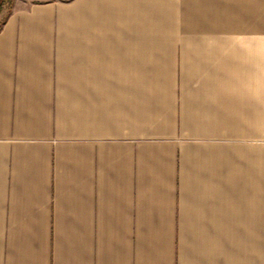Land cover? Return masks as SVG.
Returning a JSON list of instances; mask_svg holds the SVG:
<instances>
[{
	"label": "crops",
	"instance_id": "0c3cea01",
	"mask_svg": "<svg viewBox=\"0 0 264 264\" xmlns=\"http://www.w3.org/2000/svg\"><path fill=\"white\" fill-rule=\"evenodd\" d=\"M0 264H264V0H10Z\"/></svg>",
	"mask_w": 264,
	"mask_h": 264
},
{
	"label": "rangeland",
	"instance_id": "374dc122",
	"mask_svg": "<svg viewBox=\"0 0 264 264\" xmlns=\"http://www.w3.org/2000/svg\"><path fill=\"white\" fill-rule=\"evenodd\" d=\"M9 4L10 0H0V23L8 13Z\"/></svg>",
	"mask_w": 264,
	"mask_h": 264
}]
</instances>
